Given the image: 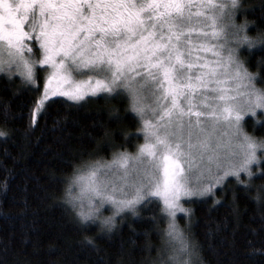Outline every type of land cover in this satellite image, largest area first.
I'll use <instances>...</instances> for the list:
<instances>
[{
  "label": "snow or ice",
  "instance_id": "obj_1",
  "mask_svg": "<svg viewBox=\"0 0 264 264\" xmlns=\"http://www.w3.org/2000/svg\"><path fill=\"white\" fill-rule=\"evenodd\" d=\"M237 11H243L240 0H0V72L11 76L14 67L22 69L26 81L35 83L33 63L25 55L32 54L33 43L41 53L35 64L51 68L33 123L42 101L60 88L72 101L89 93L126 94L141 118L145 142L134 155L118 151L109 162L82 159L73 164L65 199L81 222L99 220L110 229L115 213L102 216L106 202L118 213L145 196H158L169 218L165 235L173 245L170 264H197L198 245L176 220L178 212L189 211L182 207L181 197L211 193L214 184L229 175L239 179L244 172L251 179L250 166L264 162V156L257 155L264 153V139L243 128L245 114L264 126L256 119L257 110L264 113V89L255 86L256 74L236 56L242 44L264 48V28L256 25V35H248L254 22L236 23ZM260 19L264 23V14ZM225 20L226 26L221 23ZM228 43L237 47H227ZM85 72L92 75L74 78V73ZM145 89L155 106L143 103ZM146 109L151 119L144 118ZM220 123L231 129L230 139L238 149L233 155L239 162L224 167L217 157L222 176H212L209 168L207 185L194 192L185 182L184 161L194 149L201 155L210 153L208 160H213L211 138ZM130 161L138 165L132 172ZM114 166L124 169L123 186L134 177L132 199H117L108 192L110 182H98V172ZM118 190L122 189L112 183V192Z\"/></svg>",
  "mask_w": 264,
  "mask_h": 264
},
{
  "label": "trees",
  "instance_id": "obj_2",
  "mask_svg": "<svg viewBox=\"0 0 264 264\" xmlns=\"http://www.w3.org/2000/svg\"><path fill=\"white\" fill-rule=\"evenodd\" d=\"M240 4L236 23L254 22L248 35L255 36L256 25L264 28V0ZM238 50L237 58L257 76L253 83L264 89V48ZM43 73L38 68L36 82L27 84L6 74L0 78V129L6 133L0 136V264H169L168 219L158 201L122 210L108 229L99 220L81 222L65 199L74 163L104 162L143 143L141 118L130 98L53 97L33 123ZM256 119L264 121V113L257 110ZM243 122L249 135L264 139V126L247 114ZM250 170L253 178L229 175L211 193L187 202L190 210L179 222L198 245L197 264H264V162Z\"/></svg>",
  "mask_w": 264,
  "mask_h": 264
},
{
  "label": "rangeland",
  "instance_id": "obj_3",
  "mask_svg": "<svg viewBox=\"0 0 264 264\" xmlns=\"http://www.w3.org/2000/svg\"><path fill=\"white\" fill-rule=\"evenodd\" d=\"M221 23H222V25H225V26L227 25V21L226 20L222 21ZM225 32L226 33H231L228 30V27H225ZM229 40H230V36H229ZM221 42L223 43V41H221ZM243 45L244 44L240 45L239 48L241 49L243 47ZM227 47L234 48V47H237V46L234 43H228ZM223 54L225 56H227L228 53L225 50ZM4 55H5V58H6V54H4ZM25 55H26V58L30 62L33 63V71H34V75H35V82H36L37 69L41 68L44 71V73H43V75H44L43 90L41 92L40 100L38 101V103H39V102H41V98L44 96L45 84L47 82V77L51 73V68H50V66H47V65H36L35 64V61H37L38 59L41 58V53L37 50V44H35V43L32 44V54L31 55L28 54V53H25ZM21 72H22V69L17 70L14 67L13 68V74L11 76H9L5 72H0V78L3 77V76L8 75L6 77H8V78L17 77L18 78L17 81H19V83L21 82L22 84H24V83L27 84L28 81H26L25 77L21 75ZM3 74H6V75H3ZM73 75H74V78L77 79V80H84V79L87 78L88 75H92V73H87V72L79 73V74L78 73H74ZM65 90L66 89L60 88V89L56 90V94L55 95L49 94L47 96V98L42 101V107H41L40 111H42V109L44 108V106L47 103V101L50 100L53 97L60 96V97H66V98L69 99V97L64 96L62 94L63 91H65ZM242 91H243V89H242ZM100 94H104V93L100 92V93H96L95 95H93L92 93H89L88 95H86L84 97V99L87 98V97H90V96H96V95H100ZM121 96L127 98L126 94H121L119 96H114L112 94H107L108 99H114V98H119L120 99ZM142 96H143V103L144 104L148 105V102H150L149 105L155 106L154 97L151 95V93L147 89H145L142 92ZM240 103L243 106L244 102L240 101ZM40 111L35 113V120H36L38 114L40 113ZM144 118H147V119H151L152 118L151 112L149 110H147V109H146V113H145V117ZM243 128H244V122H243ZM0 131L4 132V130H2V129H0ZM143 138H144V135H143ZM230 138H231V129H229L226 124L220 123L217 126V128H216V130L213 133L212 138H211V149H212V153L211 154H213V160H211V161L208 160V155L210 153L205 152V153H203V155H201V152L198 149H194L193 150L191 158L185 159V161H184L185 182L188 184V186L194 192H196L198 189H200V188L204 187L205 185H207L208 180H209V175H208V171L207 170L209 168H211V175L212 176H222V171L217 169V159H216L217 157H219V162L224 167H227L229 162H232V163H238L239 162V156L238 155H233V153H238V149L235 146L236 145V140L235 139H230ZM144 142H145V140L143 141V143ZM136 152H137V149L134 152L130 153V154L134 155ZM112 159H113V157L111 159L107 160V161H104V162H109ZM135 167H138V165H135V164H133L130 161L128 171L132 172V170ZM241 173H244V172H241ZM244 174H246V173H244ZM122 176H124V169L119 168L117 166H114L113 168H111L109 170H101L100 172H98L97 180H98V182H110V183H108V192H109V194L115 195L117 199H121V200L122 199H132L133 196L135 195V189H134V187L131 184V179H133L134 177H130L129 178V180H130L129 184L127 186H123L122 183H121V180H120V177H122ZM224 178H226V177H224ZM224 178H222V179H224ZM112 183H115L117 188L118 189H122V190H118L116 192H112ZM216 185L217 184H214V186H216ZM193 196H197V195H193ZM193 196H191V197H181L182 207H184L186 209H189L186 206V204H187L188 201H190V199ZM98 199L99 198H97V200ZM148 199H153L156 202L158 201L160 203L159 205L161 206V208H163L162 198H160L158 196H153L151 198L145 196L144 199H142L134 207H132V208H124L123 210L126 211L125 209H127V210L135 209V207L137 205H139L144 200H148ZM86 203H87V199L85 198V204ZM103 212H108V213H111V214H114V213L117 214L115 212L114 206L110 202H106L103 205L102 213ZM166 216H167V214H166ZM181 216H186V215H185V213H180V212L177 213L176 220H177V223L179 225H180L179 218ZM167 219H168L167 222L169 223V218L167 217ZM172 247H173V245L170 246L171 254H169L168 258L172 255ZM180 258L183 259L184 257L181 256ZM169 264H170V261H169Z\"/></svg>",
  "mask_w": 264,
  "mask_h": 264
}]
</instances>
